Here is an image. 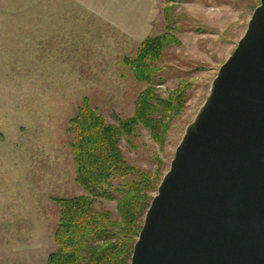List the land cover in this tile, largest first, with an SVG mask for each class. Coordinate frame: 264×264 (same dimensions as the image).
I'll list each match as a JSON object with an SVG mask.
<instances>
[{
  "label": "rangeland",
  "instance_id": "obj_1",
  "mask_svg": "<svg viewBox=\"0 0 264 264\" xmlns=\"http://www.w3.org/2000/svg\"><path fill=\"white\" fill-rule=\"evenodd\" d=\"M258 3L157 1L142 38L170 27L181 43L165 49L155 86L166 98L183 83L185 102L162 145L143 126L130 137L131 144L122 136L120 147L129 164L149 173L159 169L162 178L186 125ZM16 4V9L26 6L35 14L37 26L47 21V4L39 0ZM61 36L37 33L25 44L0 43V264H47L48 254L56 248L58 207L52 197L83 193L74 180L72 135L67 131V121L82 98L89 97L106 121L114 122L115 116L133 114L135 99L145 87L123 62L125 56H134L142 38L93 35L91 47L72 49ZM101 206L118 218L116 201L95 202L96 208Z\"/></svg>",
  "mask_w": 264,
  "mask_h": 264
},
{
  "label": "water",
  "instance_id": "obj_2",
  "mask_svg": "<svg viewBox=\"0 0 264 264\" xmlns=\"http://www.w3.org/2000/svg\"><path fill=\"white\" fill-rule=\"evenodd\" d=\"M129 264H264V0L186 125Z\"/></svg>",
  "mask_w": 264,
  "mask_h": 264
},
{
  "label": "trees",
  "instance_id": "obj_3",
  "mask_svg": "<svg viewBox=\"0 0 264 264\" xmlns=\"http://www.w3.org/2000/svg\"><path fill=\"white\" fill-rule=\"evenodd\" d=\"M180 43L173 28L167 27L160 34L144 38L134 56L123 58L134 78L145 85L135 99L132 115L115 116L114 122H107L89 97L84 96L68 119L74 180L83 193L52 197L58 207L53 231L56 248L48 254L47 264H129L144 213L162 172L157 169L149 173L129 164L120 141L125 136L131 144L130 137L143 126L159 145L164 143L186 93L182 83L162 98L155 86V76L161 71L158 63L165 49ZM98 200L116 201L118 218L108 208H96Z\"/></svg>",
  "mask_w": 264,
  "mask_h": 264
},
{
  "label": "crops",
  "instance_id": "obj_4",
  "mask_svg": "<svg viewBox=\"0 0 264 264\" xmlns=\"http://www.w3.org/2000/svg\"><path fill=\"white\" fill-rule=\"evenodd\" d=\"M17 1L0 0V43L25 44L37 33L60 34L61 42L80 49L83 44L91 47L93 35L100 34L141 41L149 29L150 12L159 0H39L47 4V21L39 26L26 6L16 9Z\"/></svg>",
  "mask_w": 264,
  "mask_h": 264
}]
</instances>
